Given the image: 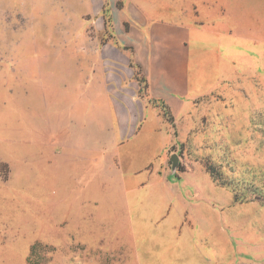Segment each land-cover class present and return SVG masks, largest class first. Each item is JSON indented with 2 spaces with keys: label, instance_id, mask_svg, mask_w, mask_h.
Returning <instances> with one entry per match:
<instances>
[{
  "label": "rangeland",
  "instance_id": "rangeland-1",
  "mask_svg": "<svg viewBox=\"0 0 264 264\" xmlns=\"http://www.w3.org/2000/svg\"><path fill=\"white\" fill-rule=\"evenodd\" d=\"M135 2L189 29L176 115ZM0 264H264V0H0Z\"/></svg>",
  "mask_w": 264,
  "mask_h": 264
},
{
  "label": "crops",
  "instance_id": "crops-1",
  "mask_svg": "<svg viewBox=\"0 0 264 264\" xmlns=\"http://www.w3.org/2000/svg\"><path fill=\"white\" fill-rule=\"evenodd\" d=\"M138 4V2H135L133 4L134 8H132L133 13L131 11V19L134 21V25L129 32L119 29V36L126 42L129 40L130 45L133 46L134 60L139 66L143 67L147 74L151 96L162 99L170 107L172 113L176 115V112L180 110L178 108L180 102L183 103L184 96L189 93L187 50L185 46L189 29L186 28L187 31H180L181 34L177 36L175 32L178 31V28L173 24L175 22L168 19L163 21L157 17H143L141 16L144 13L141 10L142 6ZM146 26L148 27L144 29ZM175 44L184 47L185 60V76L181 86L177 88L172 87L165 72V68L169 67L177 56ZM110 161L109 158V166L111 165ZM157 175L160 176L158 173Z\"/></svg>",
  "mask_w": 264,
  "mask_h": 264
},
{
  "label": "water",
  "instance_id": "water-1",
  "mask_svg": "<svg viewBox=\"0 0 264 264\" xmlns=\"http://www.w3.org/2000/svg\"><path fill=\"white\" fill-rule=\"evenodd\" d=\"M176 160H177V157H176V156H173V157H172V161H173V162H176Z\"/></svg>",
  "mask_w": 264,
  "mask_h": 264
}]
</instances>
